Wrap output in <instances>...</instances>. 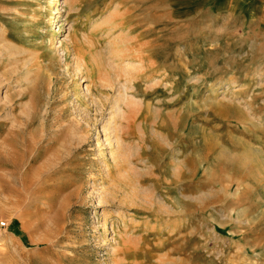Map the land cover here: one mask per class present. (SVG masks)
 <instances>
[{"label": "rangeland", "instance_id": "rangeland-1", "mask_svg": "<svg viewBox=\"0 0 264 264\" xmlns=\"http://www.w3.org/2000/svg\"><path fill=\"white\" fill-rule=\"evenodd\" d=\"M2 32L24 53L1 51L0 72L16 66L15 81L54 55L37 109L90 132L62 172L52 156L30 164L27 191L0 167V264H264V0H0Z\"/></svg>", "mask_w": 264, "mask_h": 264}, {"label": "bare ground", "instance_id": "bare-ground-1", "mask_svg": "<svg viewBox=\"0 0 264 264\" xmlns=\"http://www.w3.org/2000/svg\"><path fill=\"white\" fill-rule=\"evenodd\" d=\"M8 40L9 39H8V36L6 33H4V32L0 33V52L4 51V52H7L9 55H12V56H14L15 52L18 53L20 51L19 53H24L15 44L13 45V44L9 43ZM121 46L114 48V49H116L115 56L118 58L116 60H119V62H121V63L126 62L127 67H129L128 71L130 69H131V71H133L134 70V62H137V61L134 60L135 58L130 54V52L132 51L131 49H133L134 47L132 46V44L129 47L124 42L121 43ZM73 50H74L75 57L77 58L80 55L78 47L75 46L73 48ZM118 51H120L121 54H119ZM53 58H55L54 55H52V58L50 57L49 59H47V61H48L47 65L46 64L43 65L42 61H41L37 64L36 69L25 70L23 72V74L18 76V78H20V79L15 78V81L11 80V79H12L13 75H15V72L17 71L16 66L14 68L10 67L9 69H7L5 71L0 72V84H3V82H5V80L8 81V86H6V90L4 91V95L2 96L3 101L0 102V115L3 114V116H1V118L5 120V121L3 120L4 121V128L0 130V167L2 169H4L5 172H7L11 176H15L17 173L21 174L20 176L22 178H24V181L22 180V186L26 191L32 185V184L26 182V180H27L26 178H28L27 177V175H28L27 171H29L28 168L30 167V164H33L37 160L52 156L53 161L51 162V165L48 168L50 170H52L53 174H58V173L62 172L65 169V167L68 163V160L71 158V155L74 154L73 152L78 149V146L80 143L84 142V140L86 139L85 135L89 134V132H90V129L87 126L83 127L81 125L80 120L76 119L74 116H70V114L66 115V113H65L66 109L64 107L59 108V110L53 116V118L49 124L47 122V114H49V113H47V110L45 109L44 114L42 115V114H40L39 110L37 109V103L36 102H38V101L36 99L38 97L37 96L38 90L41 87V85H43L42 84L43 83L42 72L45 70H46L45 72H47V73L51 72L52 66L55 64V62H54L55 59H53ZM23 63L24 64H22V67L27 68V65L29 64V60H26ZM103 63H102V65L105 66ZM98 64H99V62H98ZM5 66H7V65H5ZM11 66H13V65H11ZM99 68H101V67H99ZM98 73H99V71H98ZM49 74H51V73H49ZM48 77H49V75H48ZM13 81L16 83L15 86L20 87V88L18 91L11 94L10 92H11L12 88L15 87V86L10 85V83H12ZM49 82H50V79H48V83ZM99 84L102 86V83L99 82ZM133 85H132V88H133ZM47 88H49V87H47ZM99 92L101 93V92H103V90L100 88ZM25 93L28 95L29 100L26 102L25 101L21 102L19 105L21 107V109L19 110L20 113H15L16 105H17L16 104L17 103L16 97H18L19 99H23L24 98L23 96L26 95ZM123 101L124 100L119 98L116 101V103L113 104V102H112V105L111 106L109 105L110 109H111L110 110L111 113H109V114L111 116L108 119V123L110 120H113L112 122H113L114 126H113L112 132L115 133V139L118 140L120 138L119 143L116 141V145H117L116 149L113 147L110 150L111 154H112L111 157H112L114 163H116V165L119 164V166H118L119 171L121 169H123V166H122L120 161L123 162V160L125 159V158H123L124 145H122V133H120L121 135L119 134V136H118V134H116L117 132H119L123 129L122 128V126L124 125L123 121L124 120L126 121L125 115H127L126 114L127 111L124 109V107H122ZM123 104L125 105V103H123ZM126 104H127V101H126ZM118 109H121V111H122L121 115H119V119L117 118ZM37 118H38V121H40V123H39L41 126L40 133H38V134L33 133V135L30 136V138L28 139L29 140V142H28L26 139H24V135L26 137V129L28 126L32 125L34 120H36ZM126 122H128V121H126ZM104 129L108 130L107 127ZM16 136H22V143H20L19 145L18 144L16 145V142H15ZM106 139L109 141L108 142L109 146H111L112 142H111L110 136L107 135ZM68 145H69V148L67 147ZM28 147L31 148V151ZM32 148H33V151H32ZM247 156H249V154ZM252 157L253 156H251V158ZM180 165H182L181 162H180ZM178 168H179V164L177 163L176 169H178ZM175 172H176V170H175ZM179 173H181V172H179ZM192 176H194V175H192ZM143 180H145V179H143ZM37 188L40 189V188H42V186H38ZM80 192H81V189L74 192V194L76 196H78L80 194ZM114 192H116V191H114ZM140 207H141V205H140ZM135 211L137 213L143 212L145 214L147 212H149L147 210V208H145V207L144 208L142 207L140 209H135ZM151 215H153V214H151ZM5 240L6 239L2 238V240L0 242L1 247H3L5 245V243H4ZM2 250L4 251L2 253H3V256L5 258H11V256H12L11 250H9V249L4 250L3 248H2ZM147 253H149V252H147ZM125 254H127V253H125ZM173 263H175V262H173Z\"/></svg>", "mask_w": 264, "mask_h": 264}, {"label": "built area", "instance_id": "built-area-1", "mask_svg": "<svg viewBox=\"0 0 264 264\" xmlns=\"http://www.w3.org/2000/svg\"><path fill=\"white\" fill-rule=\"evenodd\" d=\"M8 224L5 220H0V239L2 238L3 233L6 231Z\"/></svg>", "mask_w": 264, "mask_h": 264}]
</instances>
